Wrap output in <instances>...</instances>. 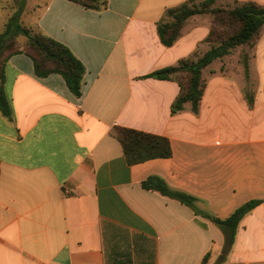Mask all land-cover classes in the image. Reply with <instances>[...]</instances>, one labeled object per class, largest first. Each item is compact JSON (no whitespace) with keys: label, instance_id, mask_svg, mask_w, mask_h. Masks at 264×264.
<instances>
[{"label":"crops","instance_id":"obj_1","mask_svg":"<svg viewBox=\"0 0 264 264\" xmlns=\"http://www.w3.org/2000/svg\"><path fill=\"white\" fill-rule=\"evenodd\" d=\"M106 1L93 10L27 0L22 22L67 46L86 73L77 97L61 75L38 77L29 56L8 62L0 264H264V27L254 46H239L204 70L198 114L189 105L173 114L179 83L147 76L204 54L212 17L193 16L167 47L158 24L189 0ZM245 2L264 6H216ZM13 12L0 0V31ZM116 127L167 137L172 157L130 165ZM150 177L196 198V210L145 188ZM253 200L262 203L223 255L225 236L209 216L227 219Z\"/></svg>","mask_w":264,"mask_h":264},{"label":"trees","instance_id":"obj_2","mask_svg":"<svg viewBox=\"0 0 264 264\" xmlns=\"http://www.w3.org/2000/svg\"><path fill=\"white\" fill-rule=\"evenodd\" d=\"M9 1L7 0L8 6H10ZM11 1L10 7L14 9V12L0 31V110L3 115L12 117L11 105L5 90L6 67L9 60L19 54H25L33 60L38 77L59 74L65 79L71 92L80 97L86 73L84 64L67 46L22 22L27 0ZM70 1L93 10H100L107 6L106 0ZM216 2L217 0H205L202 3H196L195 0H189L168 9L158 24L163 45L171 47L181 38L193 16L208 14L212 17L210 33L204 41L210 48L204 54L195 52L176 65L147 76L179 83L181 92L172 105L173 114L182 112L187 105L193 113L198 114L207 87L204 70L216 60L232 54L239 46H254L261 37L264 27V6L256 2H245L226 8L216 7ZM244 67L248 76L247 59L244 60ZM246 96L249 104L253 106L252 93L247 91ZM114 134L123 146L130 165L152 159L170 158L173 155L171 142L167 137L123 127H116ZM143 186L177 199L196 210V198L186 193L171 191L167 183L158 177H150ZM261 203L260 200L250 201L239 207L227 219L209 216L225 236L223 255L228 254L234 246L242 220Z\"/></svg>","mask_w":264,"mask_h":264},{"label":"rangeland","instance_id":"obj_3","mask_svg":"<svg viewBox=\"0 0 264 264\" xmlns=\"http://www.w3.org/2000/svg\"><path fill=\"white\" fill-rule=\"evenodd\" d=\"M11 3H12V1L10 0V1H9L10 6H11ZM216 5H217V4H216ZM216 5H215V6H216ZM221 6H222V5H221ZM221 6H216V7H221ZM222 7H225V6H222ZM226 8H229V7H226ZM236 61H237V60H236ZM231 64H233V62H232ZM235 66H236V65H235ZM235 66H234V67H235ZM229 67H232V65H229Z\"/></svg>","mask_w":264,"mask_h":264}]
</instances>
